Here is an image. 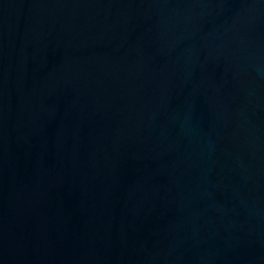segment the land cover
<instances>
[{"label":"water","instance_id":"water-1","mask_svg":"<svg viewBox=\"0 0 264 264\" xmlns=\"http://www.w3.org/2000/svg\"><path fill=\"white\" fill-rule=\"evenodd\" d=\"M0 264H264V0H0Z\"/></svg>","mask_w":264,"mask_h":264}]
</instances>
